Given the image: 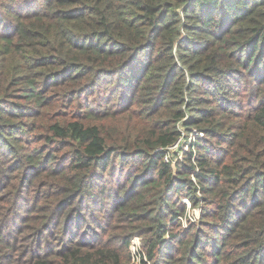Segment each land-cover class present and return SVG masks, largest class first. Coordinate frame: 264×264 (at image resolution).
I'll return each instance as SVG.
<instances>
[{
    "label": "trees",
    "instance_id": "trees-1",
    "mask_svg": "<svg viewBox=\"0 0 264 264\" xmlns=\"http://www.w3.org/2000/svg\"><path fill=\"white\" fill-rule=\"evenodd\" d=\"M178 123L206 138L173 169ZM24 189L0 262L127 264L136 230L141 264H264V0H0V202Z\"/></svg>",
    "mask_w": 264,
    "mask_h": 264
},
{
    "label": "rangeland",
    "instance_id": "rangeland-1",
    "mask_svg": "<svg viewBox=\"0 0 264 264\" xmlns=\"http://www.w3.org/2000/svg\"><path fill=\"white\" fill-rule=\"evenodd\" d=\"M96 103H102L99 101H96ZM84 106H86V103H84ZM76 108L69 107V104L63 103L62 106L57 107L53 112L52 116L55 115H64L66 112L68 113L69 110H74ZM82 114V113H81ZM189 116V115H188ZM177 129L179 132H186L187 134L185 136H182V139L180 140V147L179 149H182L184 151V146L187 145L190 141V139L193 138L191 133H188L189 130H185L182 128L181 123L177 124ZM192 132H196L193 130ZM198 133V132H196ZM199 134V133H198ZM203 134V133H202ZM199 134L198 137H195L196 142H200L203 138H206L204 134ZM182 134H180L181 137ZM211 148L212 145H210ZM192 154L197 153L198 149L197 146L194 147V151L191 149ZM179 154L176 152H171L170 157L172 159H175ZM187 154H183L182 162L184 161V157H186ZM194 155V156H195ZM67 153L62 156L63 158H66ZM181 162V163H182ZM193 162V161H192ZM195 163V162H193ZM173 169L175 168L172 167ZM194 178V174L192 175ZM191 177V179H192ZM193 181V180H192ZM194 184H196V180L194 179ZM25 189L23 190L22 196L20 197L19 201L17 202L16 206H11L9 204H6L4 206L2 202H0V205H3V210H0V227L3 229V235L5 236V239L7 241H10L12 237H16L15 245L8 250H2L0 248V256L2 255H10L12 259L15 258H21L25 252L29 251L27 248V245L30 241L31 233L28 231H25L23 234L20 235V232L24 227L27 226L28 223H26L27 220L33 221V219L37 216H28V210L26 208L31 205L29 200L24 196ZM199 191L196 193V197H200ZM32 197V196H31ZM10 198V193L8 191H5L1 194L0 201L4 199ZM188 200V205L184 202V200ZM31 201V200H30ZM182 203L184 204V211L180 217L177 218V222L180 225L179 228H188L192 229V232L199 231L202 235H211L208 232V229L205 225L207 223H212V220L210 219H204L202 217V203H199L198 206L194 207L191 205L188 198L182 199ZM44 202H40V205H43ZM36 215V213L34 214ZM26 223V224H25ZM138 225V224H135ZM146 224L143 225L145 227ZM84 230H81L80 233L75 237V239L79 238L80 240H84L87 243L90 242L89 238H86ZM174 232H177V229L174 230ZM140 232L136 230H131L128 232V235L126 238L130 239L128 251H126V254L128 255V262L127 264H141L140 262V256L143 255V245H144V238L143 236H139ZM19 237V239H18ZM25 247V248H24ZM209 250V248H208ZM211 263L210 261L208 264ZM0 264H7L6 261L0 262ZM146 264H151V262L146 260Z\"/></svg>",
    "mask_w": 264,
    "mask_h": 264
},
{
    "label": "built area",
    "instance_id": "built-area-1",
    "mask_svg": "<svg viewBox=\"0 0 264 264\" xmlns=\"http://www.w3.org/2000/svg\"><path fill=\"white\" fill-rule=\"evenodd\" d=\"M193 130H189L188 133H191V135L193 136L192 141H190L187 145L184 146V151H182V149H179L180 147V140L182 139V136H185L187 133L186 132H181L179 133L177 139L175 140L174 143H172L171 145L165 147V148H159L157 149L155 152H162L163 153V160L165 163L171 165L172 167H174L175 165H177L178 163L182 162V158H183V154H187V153H191V157H192V161L194 162V154H192L191 149L194 151V147L196 146V141H195V137H198L199 134H202L201 132H192ZM180 134L181 137H180ZM203 135V134H202ZM171 152H176L177 154H179L175 159H172V157H170V153ZM192 180L194 181V178L192 177ZM184 202L188 205V200H184Z\"/></svg>",
    "mask_w": 264,
    "mask_h": 264
}]
</instances>
